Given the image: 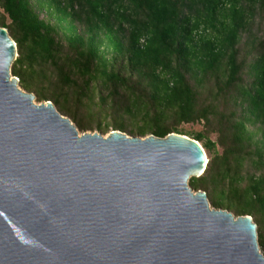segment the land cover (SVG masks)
<instances>
[{
  "label": "trees",
  "instance_id": "trees-1",
  "mask_svg": "<svg viewBox=\"0 0 264 264\" xmlns=\"http://www.w3.org/2000/svg\"><path fill=\"white\" fill-rule=\"evenodd\" d=\"M0 9L21 89L60 113L71 92L88 108L115 105L112 127L79 123L81 133L166 138L203 121L208 135L190 138L210 161L189 186L214 209L252 217L264 254V37L254 33L264 0H0ZM50 72L66 93L40 85Z\"/></svg>",
  "mask_w": 264,
  "mask_h": 264
},
{
  "label": "water",
  "instance_id": "water-1",
  "mask_svg": "<svg viewBox=\"0 0 264 264\" xmlns=\"http://www.w3.org/2000/svg\"><path fill=\"white\" fill-rule=\"evenodd\" d=\"M0 28V264H264L250 216L214 209L196 140L81 133L12 75Z\"/></svg>",
  "mask_w": 264,
  "mask_h": 264
},
{
  "label": "rangeland",
  "instance_id": "rangeland-1",
  "mask_svg": "<svg viewBox=\"0 0 264 264\" xmlns=\"http://www.w3.org/2000/svg\"><path fill=\"white\" fill-rule=\"evenodd\" d=\"M0 13H3V11L0 9ZM257 22H261L260 20H257ZM254 33L257 34L259 37H264V26H259L258 24L254 28ZM245 38V35L244 37ZM245 80H248V76L245 75ZM49 94L52 93H57L59 94L60 92H67L68 87L63 85L60 82V78L58 77L56 72H50L48 73V77L45 78L44 80L41 81V84ZM95 92V95H99V89L96 87H91ZM105 95H107V91H104ZM70 95L66 97H63L61 101L63 104L66 106V109H64L63 113L71 112L75 113L78 112V122L75 121L73 122L75 125H78L79 123H82L85 126H91L90 128L96 129L97 126H101L103 129L106 128L108 125L109 127H112L114 121V118L117 117L116 114V108L114 107L115 105L112 104V102H108L107 106L102 107L97 103L96 107H85L79 104L78 98L76 95H74L72 92L69 93ZM97 99V98H96ZM37 102V100H36ZM118 111V110H117ZM65 115V114H64ZM69 118V116H66ZM71 119V118H69ZM111 130V129H110ZM179 130L186 135L187 137H192L191 134H198L202 133L204 135H208V129L205 125V123L202 122H197V123H191V124H183L179 126ZM91 133H97V131H87ZM112 132V131H110ZM109 132V133H110ZM209 138L213 142H217L219 140L218 133H210ZM218 151L220 154H222L223 149L221 146H218ZM207 153V159L210 161V155L208 152Z\"/></svg>",
  "mask_w": 264,
  "mask_h": 264
}]
</instances>
